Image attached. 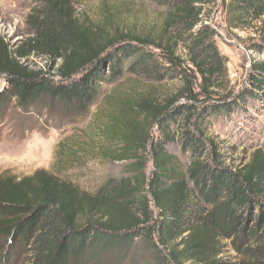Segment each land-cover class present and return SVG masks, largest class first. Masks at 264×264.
Here are the masks:
<instances>
[{
	"label": "trees",
	"instance_id": "16d2710c",
	"mask_svg": "<svg viewBox=\"0 0 264 264\" xmlns=\"http://www.w3.org/2000/svg\"><path fill=\"white\" fill-rule=\"evenodd\" d=\"M150 1L156 22L124 30L111 7L87 20L72 0H35L24 42L12 49L0 35V123L10 105L22 114L39 103L86 114L102 87L125 75L152 84L134 103L107 99L99 153L126 164L121 179L89 193L42 169L0 175V241L22 264H227L225 241L244 255L242 264H264V153L227 167L208 132L213 119L264 93V60L250 62L235 92L209 23L216 0ZM220 8L227 31L264 18V0H220ZM248 47L264 57V44ZM30 58L55 65L56 76ZM167 82L179 84L159 96L154 85ZM175 142L189 156L186 167L168 152ZM75 149L58 143L59 169L85 155Z\"/></svg>",
	"mask_w": 264,
	"mask_h": 264
},
{
	"label": "rangeland",
	"instance_id": "374dc122",
	"mask_svg": "<svg viewBox=\"0 0 264 264\" xmlns=\"http://www.w3.org/2000/svg\"><path fill=\"white\" fill-rule=\"evenodd\" d=\"M77 15L96 20L102 6L111 7L119 15L120 26L125 30H133L140 23L152 25L158 17V9L150 0H72ZM209 16V23L218 32L216 45L227 62V77L235 92L246 84L249 64L252 60H264L248 47L253 43L264 44V18L249 24L243 29L227 31L220 0ZM35 0H0V35L10 48L19 47L27 38L26 17L33 8ZM32 67L44 69L50 76H56V66L41 58H30ZM177 82H167L155 86L159 96L175 91ZM4 82L0 80V89ZM152 84L125 75L110 85L102 87V94L85 113H68L55 105L46 109L47 104H38L37 112L22 114L10 107L4 112L0 123V175L9 173L17 179L30 176L37 170L49 171L64 178L70 176L81 189L94 193L108 179L123 177L124 163H112L99 153L105 147L99 132L105 124V117L110 106L107 99H122L134 103L140 95L148 93ZM176 128L173 127L175 133ZM157 137L156 127L150 131ZM213 140L221 145L223 163L227 167L241 168L251 159L256 150L264 153V93L247 107L237 109L228 116H220L212 120L208 130ZM58 143L76 147L78 153L85 155L67 168L59 169L56 162ZM119 145H115L117 147ZM168 152L174 155L185 167L189 156L182 153L176 142L168 146ZM60 167V166H59ZM147 166L146 173L151 171ZM65 171V172H64ZM66 173V174H65ZM255 215L257 211L254 212ZM4 241H0V256L6 253L0 264H22L20 258L15 259L12 251L4 249ZM251 242L244 243L250 246ZM220 259L227 264H242L246 260L229 241L224 242ZM5 250V252H4ZM15 247L13 250L16 252ZM115 259L102 264H115Z\"/></svg>",
	"mask_w": 264,
	"mask_h": 264
}]
</instances>
